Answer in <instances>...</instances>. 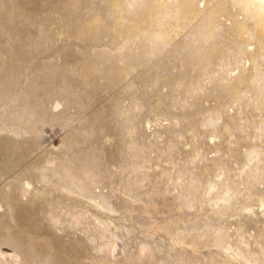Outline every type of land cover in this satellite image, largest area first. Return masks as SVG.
<instances>
[{
	"label": "bare ground",
	"instance_id": "bare-ground-1",
	"mask_svg": "<svg viewBox=\"0 0 264 264\" xmlns=\"http://www.w3.org/2000/svg\"><path fill=\"white\" fill-rule=\"evenodd\" d=\"M0 29V264H264V0H0Z\"/></svg>",
	"mask_w": 264,
	"mask_h": 264
},
{
	"label": "rangeland",
	"instance_id": "rangeland-1",
	"mask_svg": "<svg viewBox=\"0 0 264 264\" xmlns=\"http://www.w3.org/2000/svg\"><path fill=\"white\" fill-rule=\"evenodd\" d=\"M51 6H52V4L50 6L49 5L45 6L46 9L43 10V11L45 13L48 12V8L51 7ZM185 32H186V30L183 33H185ZM183 35L184 34H181V36L177 37L174 41L170 42L167 46H165V48L162 50V52H164V51H165V53L166 52H169L178 42H181L182 39H180V38H182V37L184 38V36H185V35L184 36ZM167 48H171V49H167ZM103 97L106 99L108 97V95L105 94ZM94 108H95V106H94ZM82 115L79 116L76 121H79L80 119H83L85 115L84 114H82ZM42 129H43V134H42V136L40 138V142L42 143V145H41V148L42 149H48L51 146L58 147L60 145L59 143H61L62 137L67 132V129L66 128L63 129V128L59 127L58 125L53 126V127H49V126L45 125V126H43ZM2 247H3L2 248V251L5 252L6 259L9 261L10 260V255L13 253V251L8 246H6L7 248H4V246H2ZM118 247H119V249H118ZM116 249H115V251L112 254V258L114 260L116 258V261H122V259H124V251H123V248L118 243V246L116 247Z\"/></svg>",
	"mask_w": 264,
	"mask_h": 264
}]
</instances>
